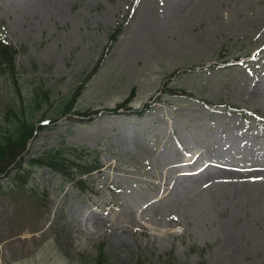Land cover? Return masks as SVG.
I'll return each instance as SVG.
<instances>
[{
  "label": "rangeland",
  "instance_id": "1",
  "mask_svg": "<svg viewBox=\"0 0 264 264\" xmlns=\"http://www.w3.org/2000/svg\"><path fill=\"white\" fill-rule=\"evenodd\" d=\"M192 1L0 0L18 50V85L0 76L1 140L18 92L26 106L50 94L31 120L47 126L0 176V264H264V0L253 17L252 0H223L188 22ZM66 147L98 156L101 194L31 164Z\"/></svg>",
  "mask_w": 264,
  "mask_h": 264
},
{
  "label": "trees",
  "instance_id": "2",
  "mask_svg": "<svg viewBox=\"0 0 264 264\" xmlns=\"http://www.w3.org/2000/svg\"><path fill=\"white\" fill-rule=\"evenodd\" d=\"M121 28L115 30L114 34L111 36V43H113ZM18 54V50L14 48L12 45L7 44L1 37H0V76L4 78H11L15 83V86L18 85L16 81L15 74H16V65L15 59ZM18 92V89H17ZM165 93L170 96H192L190 92L186 90H174L170 88H165ZM19 95L18 102H16V106L13 107L12 104L9 106L6 114V119L8 121V116L11 113L14 116V124L15 129L13 133L4 137V140H1L0 136V176L6 175L9 176L11 173L12 166L15 164L18 158H20L23 153L26 151L27 144L29 140L32 138L35 129H43L44 126H39L36 128L34 122H32L33 115L36 112V109L41 107V104L44 100L49 102L50 94L45 91L43 96L40 97L38 93L35 95H31L28 99L30 104L27 106L24 103V98H22L21 93H17ZM135 93L134 91L131 92L129 97L122 103L118 104L112 111H118L120 109H127L130 108L128 105L131 103ZM76 98V96H75ZM19 103V104H18ZM73 104L72 100L63 101L60 105V109L62 108L61 112L62 115L69 113L71 106ZM209 105V103H206ZM62 106V107H61ZM144 108L149 110L151 108L150 105L146 104ZM90 112V113H89ZM86 113H81L83 116H91L92 114L96 115L97 111H89ZM92 112V113H91ZM142 113V111H140ZM76 114H80L76 112ZM78 151L77 149L66 148V149H58V150H49L44 152L43 156L38 159L32 160L31 164H39V165H46L51 170L60 173L67 180L75 181L76 187L79 189H87L86 181L76 179L79 175H83L84 173L92 172L99 167V163L96 161H89V160H82V156L78 157H71L65 155V152H75ZM82 151V150H81ZM87 151V150H85ZM93 153V152H90ZM74 170V171H73ZM94 263L96 264H104L103 261H99L95 259Z\"/></svg>",
  "mask_w": 264,
  "mask_h": 264
},
{
  "label": "bare ground",
  "instance_id": "3",
  "mask_svg": "<svg viewBox=\"0 0 264 264\" xmlns=\"http://www.w3.org/2000/svg\"><path fill=\"white\" fill-rule=\"evenodd\" d=\"M223 0H193L192 3L186 10L184 14V18L188 20V22L191 20L196 19L198 14L208 11L209 14L216 12V3L221 2ZM251 5V0H236L235 6L233 8H237L240 6H249ZM51 6V5H49ZM56 9V8H55ZM254 8V1L252 0V17L254 14L258 13L255 11ZM235 11V9H231V12Z\"/></svg>",
  "mask_w": 264,
  "mask_h": 264
}]
</instances>
